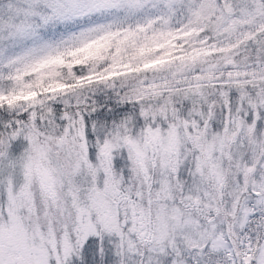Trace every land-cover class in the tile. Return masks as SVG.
Returning <instances> with one entry per match:
<instances>
[{"label": "snow or ice", "instance_id": "1", "mask_svg": "<svg viewBox=\"0 0 264 264\" xmlns=\"http://www.w3.org/2000/svg\"><path fill=\"white\" fill-rule=\"evenodd\" d=\"M0 264H264V0H0Z\"/></svg>", "mask_w": 264, "mask_h": 264}]
</instances>
